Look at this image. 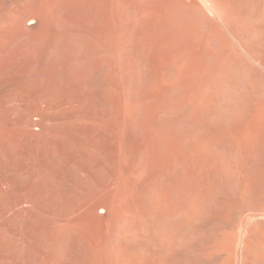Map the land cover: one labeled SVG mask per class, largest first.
<instances>
[{"label":"bare ground","instance_id":"bare-ground-1","mask_svg":"<svg viewBox=\"0 0 264 264\" xmlns=\"http://www.w3.org/2000/svg\"><path fill=\"white\" fill-rule=\"evenodd\" d=\"M10 1L9 3L7 2L8 4L5 10L0 14V58L7 55L17 56L20 60L24 59L25 61L26 59L27 61L28 59V62L25 61L27 65L30 63L31 59L34 61L33 64H35L36 67L32 64L33 68L40 70L43 75L42 77L45 78V83H47V86L43 83L46 87L39 90L38 95L36 94L40 96L38 99L46 98L47 101H49L48 97L53 96L52 99L53 102H55L54 99L56 98L54 97L57 94L55 93L54 95L52 92H57L59 95L61 93V97L62 95L64 96L65 104H69L71 107L89 105L95 109L94 112L97 111V113H100V110L103 108L105 109L106 107L107 110V107L111 106L112 110H110V107L107 111L104 110L106 114L108 113V117L106 116L108 120L105 117L104 121L107 120L109 122V119H111L114 123L113 128L120 134L121 138L120 141H118L119 153H116V155L111 158L113 170H109L110 172L112 170V174L108 177V185L104 186L103 189H100L99 186L98 189L99 191L101 190V192L94 194H90L93 193L91 192L93 191L92 187V190L84 187V189L90 190L89 194L91 197L88 194L86 195L88 191L82 190L84 191V197L81 195L83 197L82 200L79 199L77 203L73 200L72 203L74 202V206L71 205L70 211L64 213V215L57 216L55 213V216H49V214L44 215L47 217L49 216V219L46 217L44 218L47 220L42 224L43 230L39 240V246L41 248L39 250L44 252L43 255L45 257V254L49 256L47 258L49 261L44 259V263L48 264L51 260L53 264H71L70 261L66 262V254H72L69 249L71 247L77 256V260L72 264H183V253L186 245L185 238L190 230L189 227L195 221L201 220L206 229V233L200 244L193 243V246L191 245L189 247L188 264H230L225 258H221L219 254L223 251L230 250V248H232L230 246H233L232 249L238 248L237 245L239 247L241 246L243 254L250 259V263L244 260L243 264H264V237L260 235L254 227L248 229V231L244 233L243 222L245 220V205L237 206L229 213L220 212L216 215L213 214V217L208 220V218L202 216L203 209L196 201L199 196H202L206 192L205 189L199 188L197 185L185 187L184 177L182 175L183 170L195 167L194 163L197 162V157L202 154L199 147H202L204 144L207 147L210 143H214V146L215 143L221 142L224 138H231L236 140V142L242 140L244 137L250 135V133H247L249 129H244V124L247 125L249 119L258 116L252 113V111L261 105L264 94L259 88L250 86L248 98L243 103H240L241 106L239 105L238 112L232 114L229 112L230 115L222 112L225 107L224 98H226L224 97V90L229 87L232 81L241 80L240 78H242L237 58L244 56L243 52L246 49V39L248 40V48L250 40L247 35L249 32L245 35L247 30L244 31L242 29L240 33H236V28L240 29L236 26H239V21L237 23V19L243 14L242 10H247H245L243 6L246 7L250 5L251 0H221L217 6V16L220 21H218V19L213 20L209 18L215 25V29L212 27L211 30H214L213 33L210 34L208 31L210 35L207 34L208 36L205 39L203 37L206 35H200V39L202 36V40L204 41H202V44L196 46L194 52H192L194 54L191 53L196 56L198 63L194 64V67H190L186 70L188 71L186 76H188L190 82H192V91H189L190 94L186 98V104L193 110L200 104L212 112L204 116V118H208V122L212 124V128H208L210 125L208 122H203V124L205 123V128L201 130H196L194 128H185L186 130H183L182 127L180 128L175 118L172 116H163L161 115L162 113H160V111H163L162 107L166 104L168 99L176 93L175 83L180 80L182 81L185 76V74H183V76L180 72L175 71L168 65L165 50L169 44V34L166 32L165 23L163 24V22H165V13L162 11L163 9L161 7L158 6L160 9L156 11L153 17L154 19L150 16L151 14L149 15L147 12L145 15L143 14L144 17L141 18L139 22H132L129 21V16L136 13V5L133 0ZM2 3L6 2L4 1ZM197 6L199 7L198 3ZM199 8H201V6ZM210 9L215 12L213 7ZM203 12L206 13L205 11ZM203 12L201 13L203 14ZM245 13L246 12H244V14ZM252 14L253 15H248V17L246 16V18L253 20L251 23L253 22L255 24V30H257V26L258 30L262 33L264 30L262 29L264 26L263 20L262 23L260 22L262 18H260L258 13L256 15L260 20L254 13ZM240 17L243 18L244 16ZM242 18L240 19L241 21H243ZM205 19L207 20V17ZM211 20H209V22H211ZM220 22H222V24ZM35 23L37 25L33 27L30 26V24ZM253 23L252 27L254 26ZM223 24L227 29L225 26L222 27ZM31 28H34V31H31ZM245 29H247V27ZM215 30L217 32H215ZM260 32L259 35L263 36L264 32L262 34H260ZM31 33H33V35ZM256 35L258 34L256 33ZM198 39L199 38H197V40ZM197 43L198 42H196V44ZM17 44H21L19 48L24 45V47L21 48L23 50H14L15 52L10 53L8 48H12L13 46L16 48L18 46ZM196 44L194 43V45ZM133 45H142L146 48L145 50L149 52V63L153 67L154 80L147 84L144 98L149 100L151 104L149 106L152 107L156 115V117L153 116L154 120L152 124H154V127L150 126L155 129H150L155 130L158 144L155 150L156 153L154 152L156 156L154 154L151 155L154 158L153 161L155 160L154 169L153 171L151 169L152 172H147L148 176L146 178H142L138 174L137 164L142 157L144 158V151L147 150L145 148L148 143L143 136H140L139 131L142 127L140 128L138 124L129 117V113H126L129 107L125 110V101L127 100L126 102H129L133 96L134 84L127 81L128 79H125L124 68H126V66L124 65V59L126 60V52H128L129 48ZM258 53H261L260 50ZM245 55L247 58L248 55L246 53ZM246 58L244 56V59ZM194 59L195 58H193L192 62H194ZM17 65L20 66V62L16 64V67ZM23 66L24 64L21 65V67ZM15 70L17 69L15 68ZM200 70V73L204 75L201 83H199L194 76V72H199ZM197 74L198 73H196V75ZM34 79L36 78H33V80ZM35 82L34 84L32 83L33 86ZM39 83V85L43 86L41 82ZM241 84L247 86L245 80L241 81ZM24 86H28V84ZM30 87L31 89L29 90L34 88L32 86ZM15 89L17 90V88ZM15 89L13 91H15ZM20 90L21 88H19V92ZM20 93L21 100L22 96ZM22 93L24 94V91ZM5 94L6 93H4V95ZM9 95L11 97L12 93ZM26 95L28 96V94ZM11 99L12 100L9 98L8 100L11 101L10 103L16 101L13 96ZM46 99L45 102H47ZM59 99L60 97H58V100ZM34 100L36 99H33V104L40 107L43 100H41L42 102L40 101V105L39 101L37 103ZM61 101L63 100H60V102ZM58 102L56 100L53 104H58ZM149 102L147 103L149 104ZM30 103L31 102H29L30 106L33 105ZM10 105L8 104L7 106ZM34 105L33 107H35ZM13 106H10L11 109H14ZM65 106L62 107L63 111L64 108H66ZM89 106L88 108H91ZM10 107L9 111H12ZM18 109H20L22 113H20V115L23 116L24 110L22 111L20 107L17 109L15 108V110ZM259 110L261 109L259 108ZM19 112L16 111L17 114ZM37 112H39L40 115V111L37 110L36 113ZM25 113V115H27V113L31 114L32 112L30 113V111H27ZM42 113L44 116V111L41 112V114ZM11 114L12 112H10V115ZM13 114L16 115L14 112ZM13 114L11 117L14 116ZM190 116L197 117L196 114ZM31 117H26V120ZM100 117H102L101 113ZM22 118L23 117H21V119ZM32 119L34 120V118ZM12 120L10 121L12 122ZM111 120L110 123L112 125ZM55 122L57 123V121ZM213 122L216 123L214 124L215 126L222 124L223 128L220 130L213 129ZM15 123L16 122H13L12 125ZM68 123L70 124V122ZM102 123L100 122L99 125L92 128L90 126L84 128L86 132L90 134L91 131L94 132L95 130H99V128L107 127L106 123ZM24 124L26 123L24 122ZM152 124L150 123V125ZM19 125L21 124L19 123ZM17 126L16 123V127ZM13 127H15V125ZM16 127L15 129L18 130L19 126L18 128ZM77 127L80 128L81 126L78 125ZM29 128H31V126H29ZM62 128L65 130V127ZM30 130L32 131V129ZM114 132L112 134H114ZM61 134L64 133L62 132ZM112 134L110 133L113 139L114 135ZM198 143H202L201 146L198 147ZM1 144L3 145L2 142ZM90 146V150L92 151L88 150L89 152L86 155L87 161H89L91 165V169L88 170H93L95 173L100 167V165L98 166L96 164L100 163L101 160L95 147L96 144L93 147L91 144ZM150 150L151 149H149V152ZM5 154H3V156L1 155L2 159L3 157L6 158ZM241 154L242 153L239 151L237 153L239 158L236 156L237 163L234 167L236 169L234 170H236L237 174L241 167ZM65 166L67 167V165ZM93 172L90 176L94 175ZM96 173L98 174V172ZM90 176L88 174V177ZM97 177L98 176H96V178ZM236 182H238V180ZM12 183L14 184V182ZM77 186H75L74 189H77ZM235 186L241 187L242 185L239 181ZM245 191L244 189V192ZM74 192L77 193V190ZM238 195L243 196L242 194ZM103 212H105V216H103ZM89 229H92V234H89V232L87 233V230L90 231ZM16 245L18 246V244ZM17 246H14V248H17ZM18 248L15 251H20V248ZM44 256L40 258L41 262H43L42 258H45ZM32 257H34V255Z\"/></svg>","mask_w":264,"mask_h":264},{"label":"rangeland","instance_id":"rangeland-1","mask_svg":"<svg viewBox=\"0 0 264 264\" xmlns=\"http://www.w3.org/2000/svg\"><path fill=\"white\" fill-rule=\"evenodd\" d=\"M4 1L6 3H2ZM220 1L221 0H186V1L185 0H158V1L133 0L134 4L136 5L135 7L136 13L131 14L129 16V21L139 22L140 19L143 18L145 13L147 12L149 13V15L151 14L150 16H152L153 18L156 14V11L160 9L159 7H161L163 9L162 11L165 13V14L163 13L165 15L164 16L165 22H163V24L165 23L164 25H166L165 26L166 32L167 34H169L168 35L169 44L167 45V48L165 50L167 62L171 68H173L175 71L180 72L182 75L185 74V76L183 75L184 77L182 81L180 80L179 82L175 83L176 93H174V95H172L168 99L166 104L162 107L163 111H160V113H162L161 115L163 116H168V117L172 116L173 118H175L178 121L180 128L182 127L183 130L185 128L186 129L194 128L196 130H201L205 128L204 124L208 122V118H204V116L212 113L211 111H209L208 108H205L200 104H198L194 110L189 108L190 106L188 107V104H186L187 103L186 98L190 94L189 91L190 92L192 91L191 88L192 82H190V79L188 78V76H186L188 72L186 70H188L190 67L191 68L194 67V64L198 63L196 56L192 55L194 54L192 52H194V49L196 48L197 45L203 43L202 42L204 41L202 40L203 38L204 39L207 38L208 36L207 34H209L208 31L211 34L214 31V30L211 31L212 27L213 29H215L214 28L215 25L211 19L213 20L218 19V21H220L217 16V6L219 5ZM7 2L9 3L11 1L0 0L1 3L0 14L3 12V10H5L8 4ZM197 3L199 7L201 6V8L197 6ZM250 3H249L250 5L246 7L243 6V8L247 10L246 11L242 10L243 14L240 16H244V17L242 18L239 16V18L237 19V23L239 21L238 23L239 26L236 27H239L240 29L236 28L237 29L236 33H240L242 29L244 31L247 30L245 32V35L249 32L247 35H248V39L250 40V43L248 48L247 46L248 40L246 39L245 51L241 48L244 51L242 52L244 53L245 58H246L245 53L248 55L247 56L248 59L247 58H246L247 60L244 59V56L237 58V63H239L238 66L242 77L240 78L241 80L232 81L229 87L224 90L225 91L224 97L226 98H224L225 107L223 109L224 111L222 112L227 113L229 115L230 113L232 114L238 112L239 107L241 106L240 103L241 102L243 103L245 100H247L249 95L248 90L250 91L249 86L259 88V90L264 94V35L263 36L259 35L260 31L258 30L257 26H256L257 30H255V24L253 22L252 23L254 26L252 27L251 21L253 20H249V18L248 19L246 18V16L248 17V15H253L252 13H254V15L257 16L256 14L258 13L260 18H262L260 20V18L257 16L258 19L260 20L261 23L263 20V24H264V0L261 1L251 0ZM209 6L210 8L213 7L215 12H213L209 8ZM152 10L154 11V13ZM203 11H205L206 13H204ZM201 12H203V14ZM244 12L246 13L244 14ZM206 17L207 20L205 19ZM241 18L243 21L240 20ZM209 20H211V22H209ZM220 23L222 24V22ZM35 25L37 24L36 23L30 24L31 27ZM223 26L225 25L223 24L222 27ZM246 27L247 29H245ZM207 28L208 29L211 28V29L208 30ZM262 29H264V26ZM216 30L215 32H217ZM31 31H34V28H31ZM33 33L31 34L33 35ZM256 33L258 35H256ZM262 33L260 32V34ZM202 34L206 36L202 38L203 36ZM200 35H202L201 39H200ZM197 38L199 39L197 40ZM196 42H198L199 44L198 43L196 44ZM194 43L196 45H194ZM17 45L16 48L14 46L12 47L13 49L11 47L8 48L10 50V53L15 52L17 50L18 51L23 50L21 48L24 47V45H22L21 48H19V45L21 46V44H17ZM247 48L251 53L248 51ZM145 49L146 48H144V46L142 45L139 46L133 45L131 48H129L128 52H126L127 53L125 55L127 56L126 60L124 59V65L126 66V68H124L125 79L126 80L128 79L127 81L134 84V92H133L134 97L132 96L131 98L132 101L129 99L131 102L128 100L130 103L126 102L127 100L125 101V105H126L125 110H127L126 108L129 107L127 110L128 112L126 111V113L127 114L129 113L128 114L129 117H131V119H133L140 128L141 127L143 128V129L141 128L142 130L140 129L139 131L140 136L141 137L143 136L148 143V145L145 148L147 150L144 151V155H143L144 158L142 157L137 164L138 174L142 178H146L148 176L149 171H151V169L153 171L154 169L153 166L155 160L153 161L154 158L151 155L153 154L155 155L156 153L155 150L158 144L156 132L155 130H152L155 128L150 127L154 125L152 124L154 120L153 116L156 117V115L152 110V107L149 106L151 105L149 100L144 98L145 88L147 84L149 82L150 83L153 82L154 80L153 67L151 66L148 60L149 52L146 51ZM258 49L260 50L261 53H258L259 52ZM193 58L196 59V60L194 59V62H192ZM25 61L24 59L20 60L17 56H11V55H7L5 57L0 58V153H1L0 154V158H1L0 159L1 160L0 161L1 162L0 163L1 165L0 166L1 168L0 169L1 170L0 171V264H24V263L45 264L44 263L45 260L49 261V259H47L49 256L45 254L46 255L45 257L43 255L44 252L42 250H39L41 249L39 246V240H40V234L43 230L42 224L45 223L44 221L49 219L48 217L50 215L55 216L54 213L57 216H60L70 211L71 209L70 207H72L71 205L74 206L73 204L74 202L77 203L79 199L82 200V198L84 197L83 196L84 191L82 190H86L87 192L88 191L87 189L89 188L90 190H92L91 189L92 187L93 191L91 192L93 193L90 194H94L97 192H101V190L99 191L98 189L99 186L100 189H103L104 186L108 185L107 180H109L108 177L111 176L113 170V166L111 165V158H113L116 155V153H119L118 141H120L121 139L120 134L115 130V128H113L114 123L112 122V120L109 119V122L107 121L108 113L106 114V112L104 111L106 110V107L105 109L103 108L102 110H100L102 117H104L102 118L100 117V113H97V111L94 112L95 109L89 105L80 104L81 106L71 107L69 104L68 105L65 104V98L63 95L61 97V93L59 95V93L57 92H52L54 95L55 93L59 95V96L55 95L54 97L56 98L54 99L55 102L56 100L57 102L59 101L58 104L55 105L53 104L55 103L53 102L52 99L53 96L48 97L49 101H47V99L45 98L47 102H45V99L42 98L38 99L40 97L37 96L39 90H42L44 87H46L47 83H45L46 82L45 78L42 77L43 75L40 72V70H38L37 68H33V66L36 67V65L33 64L34 61L31 59L30 60L31 64L29 63L28 65L26 62H28L29 60L27 59V61L26 62ZM19 62L21 65L24 64V66L21 67V65L20 66L17 65L16 67V64H19ZM15 68L17 70H15ZM200 72L201 70L199 72L198 71L194 72L195 74L194 76L196 77V80L199 83H201V80L203 81V77H204V75H202L203 73ZM196 73L198 74L196 75ZM33 78L36 79L33 80ZM244 80H245V84L247 82V86L241 84V81ZM34 82L35 85L33 86ZM39 82H41L42 85L43 83H45L46 86L45 84L43 86L39 85L40 84ZM27 84L28 86H24ZM30 86L34 88H32V90H29L31 89ZM15 88H17L18 91ZM19 88H21L20 92L24 91V94L22 92L21 93L19 92ZM14 89L15 91H13ZM4 93L6 94L4 95ZM7 93L9 94L12 93V96L16 99L14 103L12 102L13 104L10 103L11 101H8L9 98L10 100H12L11 99L12 96L10 97V95ZM19 93L22 96L21 100ZM26 94H28V96ZM58 97H60L59 100ZM33 99H36L34 101H36L37 103L39 101V105L41 104L40 101L43 100V102L41 101L42 102L41 106L42 105L43 106L42 107L35 106L33 104ZM60 100H63L64 103L63 101L60 102ZM29 102H31L35 107H33V105H31L32 106L31 107L29 105ZM147 102H149V104ZM8 104L9 105L11 104L10 105L11 107L14 105L13 106L14 109H11L10 106H7ZM261 105L256 107L254 111H252V113L258 116H255V118L253 119H249L247 125L244 124L245 126L244 129L247 130L249 129L247 133H250V135L244 137L242 140L237 142L236 140H233L231 138H224V140H222L221 142L215 143L214 146H213L214 143L213 144L210 143L209 144L210 146L207 145L206 147V145L204 144L202 145V147H199L201 146L202 143L201 144L198 143L199 144L198 147L201 149L200 151H202L201 152L202 154L197 157L196 159L197 162L194 163L195 167L193 166L194 168L183 170L182 175L184 177L185 187L197 185V187L205 189L206 192L202 196H199V198H197L196 200L197 203L200 205V207L203 209L202 211L203 217L208 218V220H210L213 217V214L216 215L217 213L220 212L229 213L235 207L244 204L246 207L244 211L245 220L243 222L244 233H246L248 229L254 227L255 230L264 237V133H263L264 132V98ZM64 106L66 108H64L63 111L62 107ZM88 106L91 108H88ZM9 107L12 111H9ZM19 107L22 108V111L24 110L23 116L20 115L21 113L20 109L15 110V108L17 109ZM109 107L110 110H112L111 106H108L107 110ZM259 108L261 110H259ZM26 110L30 111V113L32 112L31 113L32 115L29 113L25 115L26 114L25 112H27ZM37 110L40 111V115L39 112L36 113ZM16 111L17 112L20 111V112L17 114ZM43 111L46 114V116L45 114L43 116V113L41 114V112ZM10 112H12V114L14 112L16 114V115L13 114L15 117L14 116L11 117L12 114L10 115ZM65 112H67L68 114ZM49 114L51 115V117ZM195 114L197 117L190 116ZM29 115H31L32 117ZM41 115L47 119L43 118ZM16 116L19 119H17ZM20 116L23 118L21 119ZM13 117L16 119H14ZM26 117L28 118L31 117V118L30 119L27 118L26 120ZM105 117L107 119L106 121H104ZM32 118H34V120ZM10 120H12V122ZM110 120L112 122V125L110 123ZM55 121H57V123ZM13 122H16L19 128L18 126L16 127V123L12 125ZM24 122L26 124H24ZM68 122H70V124ZM100 122L106 123L107 127L99 128V130H95L94 132L91 131L90 134L86 132L84 127L90 126L92 128L96 125H99ZM203 122L205 123L203 124ZM215 122H213V129L220 130L223 128L222 124L215 126L214 124L217 123ZM19 123L22 126L19 125ZM150 123L152 125H150ZM209 124L210 125L208 128L211 129L212 124L211 123ZM14 125L16 128H18V130H16L15 127H13ZM78 125H80L82 128L81 127L78 128L77 127ZM29 126H31V128H29ZM62 127H65V130ZM30 129H32V131ZM70 129L72 130V132L73 131L74 132L72 133ZM12 130L14 133L12 132ZM62 132L64 134H61ZM113 132L114 134H112ZM110 133L114 135L113 138L114 140L112 139ZM71 136L74 140L71 138ZM57 141L59 144L57 143ZM1 142L3 143L4 146L1 144ZM90 144L92 145V147L96 144L95 147L97 149V153L100 156L101 162L96 164L98 166L100 165V167L95 171V173L98 172V174L97 173L95 174L93 170L91 171L88 170L91 169L90 167L91 165L89 164V161H87L86 155L89 151H92L90 150L91 149ZM149 149H151L150 150L151 153L149 152ZM239 151L242 153L241 154L242 157H240L241 158L240 171L237 174L236 170H234L236 168L234 167L236 166L237 163L236 162L238 157L237 153ZM3 154L6 155V158L3 157L2 159L1 155L3 156ZM150 156L152 157V160ZM65 165H67V167ZM110 169H112L111 172L109 171ZM92 172L94 173L95 177L94 175L90 176ZM19 174H21L22 176ZM88 174L90 177H88ZM96 176L98 177L96 178ZM76 177H78L79 179ZM237 180L238 182L240 181L242 185L241 187L235 186V184L238 183L236 182ZM12 182L16 184L14 185ZM75 186H77V189H74ZM84 187L87 189H84ZM244 189L246 190L245 192ZM73 190L74 191L77 190V193L74 192ZM90 190L88 191V193L85 192L86 195L88 194L90 196L89 194ZM238 194H242L243 196H239ZM73 200L74 202L72 203ZM104 213L105 212H103V216L106 215ZM45 214L46 215L49 214V216L48 217L44 216ZM45 217L47 218L46 220L44 219ZM200 221H195L189 227L190 230L185 238L186 245H185V251L183 253V264H188L189 247L191 245L193 246V243L200 244L202 242V238L204 234L206 233L204 224L202 223V221L201 222ZM89 230L91 231L92 229ZM90 231L87 230V233L89 232V234L90 233L92 234V231L91 232ZM16 244H18V246ZM14 246L15 247L17 246V248L19 247L20 251L19 250H17L19 252L15 251L17 248H14ZM230 247L233 248V246ZM237 247L238 248L234 247L235 249L230 248V250L221 252L219 254L220 257L223 259L225 258V260H227V262H229L230 264H243L244 260L247 263H250V259L247 258L245 254H243L241 246L239 247L237 245ZM69 249L72 252V254H66V262L70 261L72 264L77 260V256L75 255V252L71 247ZM38 251L40 252V254ZM33 255L34 257H32ZM42 255L45 257L42 258L43 262H41L40 259L41 257H43ZM51 263L52 262L50 260L48 264Z\"/></svg>","mask_w":264,"mask_h":264}]
</instances>
